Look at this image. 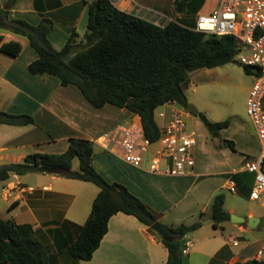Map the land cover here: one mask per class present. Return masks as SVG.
Instances as JSON below:
<instances>
[{
    "label": "trees",
    "instance_id": "trees-1",
    "mask_svg": "<svg viewBox=\"0 0 264 264\" xmlns=\"http://www.w3.org/2000/svg\"><path fill=\"white\" fill-rule=\"evenodd\" d=\"M17 1L9 0L8 3L12 7ZM204 2L175 0V5L179 12L187 8L196 12ZM85 4L88 5V20L85 42L81 48V43L75 39L78 32L73 28L64 46L56 49L49 38L52 20L47 17L33 24L23 18L9 19L10 9H0V26L26 36L37 50L38 58L29 64L31 73L56 75L62 85H77L95 107L110 103L128 108L152 139H156L160 133L155 117L158 107L170 100L184 107L189 104L185 83L190 72L230 62L242 64L237 58L239 42L233 34L198 31L193 25L178 20L159 25L119 8L112 0H93ZM82 5H67L62 11H70L75 19ZM3 38L0 34V48L12 55L18 54L21 43L10 40L1 45ZM242 65L247 73H254L251 67ZM198 114L215 137H220L221 130L231 125L230 119L211 121L204 112ZM34 121V116L29 113L0 110V123L30 124ZM221 140L233 151L237 150L234 140ZM69 141L68 148L63 152H34L22 161L2 165L0 181L8 179L12 173L37 172L41 165H45L60 167V175L91 181L99 186L92 210L77 238L69 240L66 245L69 254L76 259L90 260L109 230L111 217L124 212L135 215L158 232L169 251L166 264H186L183 247L187 234L196 230L202 222L176 226L160 222L142 198L125 184L109 181L96 169L93 163L95 144L92 140L72 136ZM75 158L79 159V169L73 168ZM242 172L232 174L236 184L241 178L244 185L249 183L252 188L254 174ZM225 198V194L220 193L212 203L213 224L216 227L231 220V213L224 208ZM15 205L14 202L11 207ZM0 264H58V256L50 254L38 238L32 223H18L0 217ZM232 264H264V257L235 261Z\"/></svg>",
    "mask_w": 264,
    "mask_h": 264
},
{
    "label": "crops",
    "instance_id": "crops-1",
    "mask_svg": "<svg viewBox=\"0 0 264 264\" xmlns=\"http://www.w3.org/2000/svg\"><path fill=\"white\" fill-rule=\"evenodd\" d=\"M6 1L8 0H0V9L5 6ZM81 1L18 0L12 6L10 15L14 17V13L15 15H36L37 11L41 13L56 11L59 13V20L64 25H74V18L70 11L66 12L62 9L67 5H82L83 0ZM133 1L136 4H133ZM130 3V7L120 8L149 20L159 21L161 24H165L169 18L163 14L154 13L159 17L152 19L138 12L137 5L141 1L130 0ZM206 4L207 0L197 16L212 12L218 0H215L210 7H206ZM85 10L88 13L87 4L84 5L80 14L82 15ZM79 16L75 18V23ZM39 17V20L32 22L39 23L42 16ZM0 27L6 29V27ZM13 33L21 35L14 31ZM0 34L4 36L1 45L10 40L21 43V50L16 55L0 48V110L29 113L35 118L34 123L30 124L0 123V165L22 161L34 152H63L68 148L69 139L72 136L94 139L98 132L93 129L91 120L88 119L89 123L82 125L79 123L81 118L82 121L86 120L84 118L86 114L93 115L89 105L83 101L80 102L79 91L71 89L69 85H62L61 79L56 75L30 72V62L39 55L26 36L21 35L26 37L22 39L4 31H0ZM24 52H27L25 57ZM88 102L90 103L89 100ZM61 110H64L63 116L57 113ZM120 111L126 119H136L128 108L120 107ZM38 114H41L43 120L47 119L49 124L60 125L59 128L53 133L51 130L42 129L38 122ZM57 116L61 119L60 121L57 120ZM253 128L258 147L261 149L254 124ZM209 135L215 137L210 132ZM241 140V148L238 142H235L237 150L231 149L237 154H242L239 166L223 167L221 165V167H214V170L208 171L205 170L206 166L201 158L197 157L194 172L185 176L153 173L147 168L126 162L118 154L95 150V146L93 163L106 179L120 181L142 198L160 222L174 226L181 223L202 222L196 230L187 234L186 241L190 240L191 245L188 252H183L186 264H232L235 261H246L249 258L246 255L249 253L254 254L250 258H260L259 251L264 249V236H255L253 232L258 230L263 223L264 212L257 211L253 206L245 207L240 211L234 207L226 209L224 202V208L227 211L243 216L247 220L239 224L226 220L217 227L214 226V221L208 223L204 221L213 218L212 203L216 195L220 194L218 191L222 187L228 188L227 184L231 179L236 183L232 174L237 172L243 174L241 166L245 159L259 155V153L248 152V148H245L244 134ZM218 146L221 150V147L227 145H221L219 141ZM198 150L199 140L196 154ZM201 151L209 152L203 148ZM78 164L80 166V162ZM211 165H217L216 160ZM73 168L75 169L74 161ZM47 174L42 175L41 178L45 182L33 188L34 186L28 183L27 179L21 182L19 174L12 173L8 179L0 181L2 184L0 200L9 207L12 203H16L14 207L20 208L21 212L16 214L14 220L18 223H32L37 230L38 238L46 245L50 254L58 256V264H166L169 251L158 232L144 224L135 215L124 212H118L111 217L109 230L90 260L72 257L66 247L67 242L77 238L81 226L92 210L93 201L100 188L98 190L88 183H80L91 181L69 178L60 174ZM13 178L16 181L12 180ZM238 182L241 185L245 183L241 178ZM248 198L253 200L250 194ZM262 202L264 204V201ZM201 213L203 216H200ZM252 216L260 217V222L255 228L248 225V219ZM191 218L194 220L188 222ZM236 240L238 244H234ZM256 249L258 250L255 251Z\"/></svg>",
    "mask_w": 264,
    "mask_h": 264
},
{
    "label": "rangeland",
    "instance_id": "rangeland-1",
    "mask_svg": "<svg viewBox=\"0 0 264 264\" xmlns=\"http://www.w3.org/2000/svg\"><path fill=\"white\" fill-rule=\"evenodd\" d=\"M9 1V0H8ZM6 1L5 6L1 9H10L11 6ZM64 2H69L70 0H63ZM81 1V0H80ZM86 1V2H84ZM93 0H83V4L89 3ZM116 6L119 8L130 7V0H112ZM141 1L140 4L137 5V10L142 15L151 17L152 19H157L158 17L155 15L157 13L165 15L168 23L170 20H178L181 23L187 25H196L197 14L200 12L193 10L192 8H187L182 12H179L176 9L175 0H138ZM215 0H207L206 7H210L214 4ZM129 2V3H128ZM82 3V1H81ZM78 3V4H81ZM133 4H136L134 1ZM206 3V0L204 4ZM204 4L201 8H204ZM86 5V4H85ZM9 6V8H7ZM144 6L145 8L141 7ZM84 7V5H82ZM150 8L151 10L147 9ZM155 13V14H154ZM11 14V13H10ZM9 14V19L12 16ZM152 14V15H151ZM158 14V15H159ZM170 14V15H168ZM39 16L47 17L52 20V29L49 34V38L56 49H61L69 38L72 27H74L78 35L75 37L76 41L81 43V47H83V43L85 42V32L87 30V20L88 13L87 10L77 19L76 23L73 20L74 25L68 24L64 25L59 20V13L56 11H49L45 13H41L37 11L36 15L26 14V15H18L14 13V17L23 18L30 23H33V20H39ZM35 21V22H36ZM41 21V20H40ZM34 24V23H33ZM0 31L8 32L11 35L16 37L26 39V37L17 35L13 33L9 28L0 27ZM12 32V33H11ZM27 52H24L23 56L25 57ZM256 80V74L247 73L242 64L236 62H230L224 65L216 66L213 68H200L190 72L189 79L185 83L186 94L189 100V103L194 104L198 112H204L207 117L211 121H223L226 119L231 120V125L228 128H225L220 137H212L209 135L208 129L204 125L200 115L194 112H190L189 116H186L188 126L191 129H195L197 132V137L199 140V150H195V157L201 158L204 162L206 169L205 170H214V167H228V166H239L242 159V154L235 153L231 150L229 146L221 147L219 150L218 143L221 142V145L224 142L221 139L227 138L232 139L235 142H238L240 148L242 147L241 136L244 134L246 137L245 140V148L247 147L248 152L253 154H258L260 152V148L258 147L256 134L253 128L252 120L247 113V103L249 98L250 90ZM71 89H75V91H79L80 93V102L87 103L93 112V115L86 114L85 121L79 119V123L82 125L83 123H89L88 119L91 120V124H93V129L98 132L97 136L103 133L104 131L112 128L118 123H128L131 120L123 117L120 107L114 104H106L104 107L98 108L93 106L85 96L81 93L79 88L75 84L69 85ZM179 108L185 113L188 112L186 107L179 105ZM57 113L61 116L64 115V110L57 111ZM96 117H93V116ZM47 118V117H46ZM76 119V118H74ZM57 120L61 119L57 116ZM38 122L40 127L46 130H51V133L55 132L60 125L54 126L48 123L47 119L41 117V114H38ZM161 122V120H159ZM58 124H60L58 122ZM96 136V137H97ZM93 140V139H92ZM209 150V152L201 151V149ZM95 150L105 151L98 145H95ZM152 151V150H151ZM107 152V151H106ZM150 154V153H148ZM216 160L217 165H211ZM8 162V161H7ZM79 159L76 158L74 160L75 169L79 167ZM2 165H0L1 167ZM147 166V164H146ZM145 168V165H144ZM42 175H48L47 173L37 172H28L25 174H19V180L22 182L27 179V182L34 186L33 188L38 187L42 181ZM233 178V177H232ZM12 180H15L13 178ZM16 181V180H15ZM79 182V181H77ZM120 182V181H118ZM81 184L88 183L89 185L95 187L99 190V186L92 182H80ZM2 184L0 183V189ZM237 192H232L228 188H221L218 193H224L226 196L225 199V208L228 209L230 207H234L237 211L243 210L245 207L253 206L257 211L264 212V204L260 200H250L248 195L250 194V184L247 183L245 185H241L237 182ZM1 191V190H0ZM21 212L20 208L9 207L8 204L2 202L0 200V217L8 218L14 220L16 214ZM236 214V213H234ZM238 215V214H236ZM198 220L197 218H195ZM190 219L188 222H191ZM16 221V220H15ZM254 235L264 236V221L260 225L258 230H255ZM258 248V247H257ZM256 249L255 251H257ZM254 254L249 253L246 257L251 259ZM244 257V258H246ZM264 257V252L261 258Z\"/></svg>",
    "mask_w": 264,
    "mask_h": 264
},
{
    "label": "built area",
    "instance_id": "built-area-1",
    "mask_svg": "<svg viewBox=\"0 0 264 264\" xmlns=\"http://www.w3.org/2000/svg\"><path fill=\"white\" fill-rule=\"evenodd\" d=\"M154 22L164 25L159 21ZM194 29L235 35L240 48L238 60L256 73L249 93L247 113L257 130L261 149L257 157L243 162L241 171L254 174L250 198L264 201V0H218L212 12L197 16ZM179 105L177 101L170 100L156 109L155 117L160 127L156 139L150 138L144 126L135 119L116 124L92 141L134 166L145 165L153 173L189 175L196 165L198 138L196 130L188 126L186 116L190 115V111L185 113ZM227 187L232 192L237 191L233 179L229 180ZM234 244H238V241H234ZM190 245L191 241L187 240L183 252H188ZM263 252L264 249L259 251L260 258Z\"/></svg>",
    "mask_w": 264,
    "mask_h": 264
},
{
    "label": "water",
    "instance_id": "water-1",
    "mask_svg": "<svg viewBox=\"0 0 264 264\" xmlns=\"http://www.w3.org/2000/svg\"><path fill=\"white\" fill-rule=\"evenodd\" d=\"M186 109L189 110L190 112H194V113H197L198 112V109L197 107L192 104V103H189L187 106H186ZM62 169L60 167H48V166H45V165H41L39 167V172H44V173H51V174H59L61 173ZM247 219L243 216H240V215H236L234 213L231 214V221L239 224V223H244ZM214 221V218H210L208 219L207 221H204L206 223L208 222H213ZM260 222V217H257V216H252L248 219V225L252 228H255L257 227V225L259 224Z\"/></svg>",
    "mask_w": 264,
    "mask_h": 264
}]
</instances>
